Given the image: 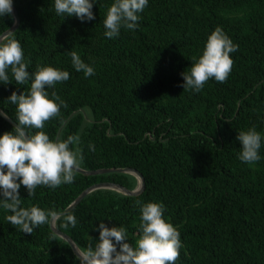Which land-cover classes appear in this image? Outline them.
<instances>
[{
  "label": "trees",
  "instance_id": "1",
  "mask_svg": "<svg viewBox=\"0 0 264 264\" xmlns=\"http://www.w3.org/2000/svg\"><path fill=\"white\" fill-rule=\"evenodd\" d=\"M20 16L10 35L19 41L27 70L51 64L69 72L48 88L63 104L44 122L50 138L79 136L80 166L133 167L145 189L126 195L100 188L56 225L86 251L95 244L96 225H122L127 240L139 237L136 201H156L180 234L175 264H264V140L261 158L240 161L237 132L255 126L264 136V0H148L135 30L103 35L111 0H97L95 19L58 16L52 0H13ZM15 21L0 17V35ZM220 26L238 45L223 82L209 79L198 92L183 90L180 73L202 51L207 35ZM76 51L94 67L85 77L71 64ZM11 78V77H10ZM30 81L0 83V107L15 121L6 98L27 92ZM13 124L0 114V133ZM36 131V130H33ZM92 145V148H89ZM113 181L133 189L134 174L75 171L71 184L19 189L22 206L36 204L60 213L87 187ZM0 208V264H81L68 241L48 223L21 231ZM76 218L73 225L66 215Z\"/></svg>",
  "mask_w": 264,
  "mask_h": 264
},
{
  "label": "clouds",
  "instance_id": "2",
  "mask_svg": "<svg viewBox=\"0 0 264 264\" xmlns=\"http://www.w3.org/2000/svg\"><path fill=\"white\" fill-rule=\"evenodd\" d=\"M94 4L97 0H52L58 16H75L81 22L95 19ZM147 4L148 0H111L103 18V35L115 38L122 28L135 30L139 14ZM6 15L13 16V0H0V17ZM237 48L222 27L216 26L207 35L202 51L192 59L191 66L180 73L183 90L198 92L209 79L223 82L233 63L230 53ZM70 56L77 72L85 77L94 75V67L76 51H71ZM68 78L67 70L51 64L37 65L29 72L19 41L8 35L0 36V83L14 81L23 85L30 81L27 92L18 94L13 90L6 98L15 105L17 123L11 130L0 133V208L9 213L6 215L8 222L26 233L48 223L55 213L36 204L22 206L20 187L24 186L31 195L37 185L55 188L71 184L81 164L79 150L70 148V144L79 141V136L50 138L43 131L44 122L55 116L63 104L54 92L50 96L47 89ZM236 140L240 144L237 153L240 161L251 164L261 158L259 149L264 136L254 125L239 130ZM136 203L140 223L135 243L128 242L122 225L110 226L101 219L95 226L98 230L95 244L84 252L81 264H175L181 247L180 234L164 216L163 204L151 200H137ZM66 221L76 224L72 214L66 215Z\"/></svg>",
  "mask_w": 264,
  "mask_h": 264
},
{
  "label": "water",
  "instance_id": "3",
  "mask_svg": "<svg viewBox=\"0 0 264 264\" xmlns=\"http://www.w3.org/2000/svg\"><path fill=\"white\" fill-rule=\"evenodd\" d=\"M13 14L15 17V21H14L13 25L10 28H8L6 31H4L0 36L10 35L12 32H14L18 28V26L20 24V16H19V13H18L17 8L14 5V3H13ZM0 114L7 121H9L11 124L15 125L17 123V121H15L1 107H0ZM76 171L81 172L83 174H87V175L102 174V173H107V172H127V173L134 174L137 177V181H138L136 187L133 189H130V188L124 186L123 184L113 182V181H105V182L95 183V184L87 187L85 190H83V192L71 204H69L65 208V210H63L60 213H56L55 215H53L51 217L50 225H51L52 230L54 232H56L59 236H61L63 239L68 241L69 244L71 245L73 251L75 252V254L79 258L83 259L84 251L81 250V248L77 245L75 240L69 234H67L66 232H64L63 230H61L57 227V225H56L57 218L60 215L65 214V213L71 211L72 209H74L89 193H91L92 191H94L96 189H100V188L114 189V190L122 192L126 195H133V196L141 194L145 189V178L139 170H137L136 168H133V167H117V168L116 167H109V168H100V169L89 170V169H85V168L79 166V168Z\"/></svg>",
  "mask_w": 264,
  "mask_h": 264
}]
</instances>
